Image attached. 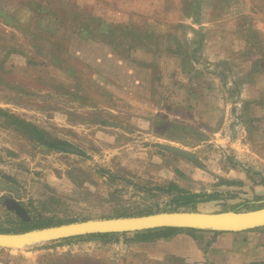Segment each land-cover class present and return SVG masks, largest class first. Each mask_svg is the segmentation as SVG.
Wrapping results in <instances>:
<instances>
[{"label": "rangeland", "instance_id": "1", "mask_svg": "<svg viewBox=\"0 0 264 264\" xmlns=\"http://www.w3.org/2000/svg\"><path fill=\"white\" fill-rule=\"evenodd\" d=\"M263 207L264 0H0L1 232ZM180 232L0 247V264H193Z\"/></svg>", "mask_w": 264, "mask_h": 264}, {"label": "water", "instance_id": "2", "mask_svg": "<svg viewBox=\"0 0 264 264\" xmlns=\"http://www.w3.org/2000/svg\"><path fill=\"white\" fill-rule=\"evenodd\" d=\"M162 147L187 158L194 157V154L191 151L184 148L167 144H163ZM10 204L11 207L16 208L19 212L24 214L22 208L17 203L10 202ZM262 209L264 210V207L244 213H237L236 211H162L135 216L72 221L22 232L0 231V247L22 248L74 236L100 233L135 232L159 227L239 232L264 226V213L255 214L245 219L239 217L241 215H248L262 211Z\"/></svg>", "mask_w": 264, "mask_h": 264}, {"label": "crops", "instance_id": "3", "mask_svg": "<svg viewBox=\"0 0 264 264\" xmlns=\"http://www.w3.org/2000/svg\"><path fill=\"white\" fill-rule=\"evenodd\" d=\"M204 102L197 96L196 102ZM200 211L213 212L199 208ZM173 238L172 255L193 264H264V229L249 232L184 231ZM168 255V254H167ZM164 258H168V256ZM169 254V256H172Z\"/></svg>", "mask_w": 264, "mask_h": 264}, {"label": "trees", "instance_id": "4", "mask_svg": "<svg viewBox=\"0 0 264 264\" xmlns=\"http://www.w3.org/2000/svg\"><path fill=\"white\" fill-rule=\"evenodd\" d=\"M101 36H103L104 34H100ZM194 194L193 195H190L187 199V202H192L194 201ZM195 231L197 229H193V228H178V227H159V228H153V229H147V230H141L143 231L144 233H147L148 235L151 234V235H164V236H167V235H170L176 231ZM198 231V230H197ZM199 231H203V230H199ZM116 233H100V234H90V236L94 235V236H108V235H114Z\"/></svg>", "mask_w": 264, "mask_h": 264}, {"label": "bare ground", "instance_id": "5", "mask_svg": "<svg viewBox=\"0 0 264 264\" xmlns=\"http://www.w3.org/2000/svg\"><path fill=\"white\" fill-rule=\"evenodd\" d=\"M261 213H264V210L262 209V211H259V212H256V213H253V214H248V215H241V216H239V217H242V219H245V218H248V217H250V216H252V215H255V214H261Z\"/></svg>", "mask_w": 264, "mask_h": 264}]
</instances>
